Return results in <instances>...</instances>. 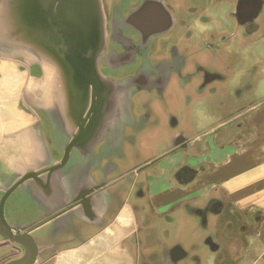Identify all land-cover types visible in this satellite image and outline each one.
<instances>
[{
  "label": "flooded vegetation",
  "instance_id": "obj_1",
  "mask_svg": "<svg viewBox=\"0 0 264 264\" xmlns=\"http://www.w3.org/2000/svg\"><path fill=\"white\" fill-rule=\"evenodd\" d=\"M17 1L12 0L9 7L14 12H24L25 20L19 21L25 22L27 26L36 24L43 28H61L67 23L65 16L68 15L69 7L65 0H42L37 5H34L32 0H27L25 4ZM193 1L101 0L105 47L96 58V68L92 66V60H87L88 57L79 62V67L75 69L59 68L58 74L55 73L54 89L50 95L52 105H47L46 108L34 103L31 93H24L27 104L25 109H39L45 120L51 123V130L55 126L52 121H57L63 128L66 127L73 142L75 137L89 136L93 145L92 153L88 156H70L69 151H66L60 157L62 163L46 171L45 182L42 183L43 191L46 194L52 191V183L57 180L55 171L62 179L72 178L76 185L83 184L87 174L90 186L82 187L78 192V188L74 189L72 200L61 205L56 211L25 218L13 210L16 202L33 199L29 189L23 185L25 180L19 179L8 184L0 191V264H7L28 255L34 246L38 249L34 264H52L51 257L48 260L45 258L64 246L72 247L77 243L81 226L77 219L73 218L71 210L79 203L89 205L92 201H99L103 198L102 194L107 192L114 203H117V206L111 209L113 216L117 215L128 196L129 184L133 185V198L145 196L146 171L162 163L171 162L179 150L184 152L185 159L176 169L175 176L183 181L190 178L192 169L187 163L189 157L186 154L190 144L183 133L172 134L165 153L158 156L155 155L157 152H139L138 137L146 134L151 126L155 128V125L158 126L167 119H170V122L175 121L176 115L172 111V105L180 101V94L189 101L193 94L204 92L207 88L216 93L218 85L226 80L224 67L218 57H215L216 50H213L223 46L221 38L226 39V36L219 35L220 28L219 31L212 30L209 17L199 11V8L203 10L205 4L200 5L202 2ZM221 1L211 0L208 5L219 7ZM231 2L233 7L230 15L236 24L235 31L241 32L243 39L249 41L264 24V0ZM87 9L90 10V16H93L89 20L92 25L96 23L95 10L92 7ZM199 13L202 14L200 19L208 28L210 37L215 39L211 42V38L203 37L204 43L207 40L206 45L213 50V56L203 57V52L194 49L196 46L193 44V34L197 30V34H201L195 27L199 22ZM77 23L81 24V21ZM93 43L94 39L91 40L90 51ZM42 45L49 51L48 38L45 37ZM64 47L58 39L56 49L59 52L52 55L65 58L64 60L71 59L70 53L61 52ZM86 55L89 53L84 52V56ZM25 57L17 55L21 60L26 59ZM30 61L20 66L31 73L35 69L45 74L41 63L32 59ZM9 68V65H5L3 71L11 76ZM166 131L164 135L170 136L167 128ZM52 133L56 135L54 129ZM69 159L81 162L76 166V176H69V172L63 169ZM86 160L89 161L87 165ZM83 161L85 162L82 164ZM57 183L61 185V182ZM60 188V193H63L64 187ZM215 206L217 205L213 206L214 210ZM191 207L187 202L182 205L184 209ZM211 209L213 208L209 206L193 208L202 222L206 221ZM66 210L70 213L69 218L65 220L62 216ZM239 217V220L245 221L242 215ZM2 220L9 226L7 230L1 226ZM49 222L53 223V231L56 234L51 246L42 242L45 226ZM106 225L107 223H101L102 228ZM242 227L248 229L246 223ZM138 232L142 238V228H138ZM64 233H68L66 241L61 240ZM148 234L151 236V232ZM206 243L213 251H220L221 244L214 235H208ZM182 247L175 245L161 251H150V247L144 245L139 251V264H179L190 256V252Z\"/></svg>",
  "mask_w": 264,
  "mask_h": 264
},
{
  "label": "crops",
  "instance_id": "obj_2",
  "mask_svg": "<svg viewBox=\"0 0 264 264\" xmlns=\"http://www.w3.org/2000/svg\"><path fill=\"white\" fill-rule=\"evenodd\" d=\"M3 60H9V63L14 61V64L19 65L16 62L18 60L16 54L0 56V62ZM5 65L11 66L8 63H4L3 66ZM19 69L23 71L24 74L21 75H24L27 84L24 89L22 84L21 89L17 90L14 106L8 101H3L2 93L7 91L3 90L4 88H11V85H7L8 82L15 80L7 73L0 78V191L15 180L24 179L23 185L29 189L33 199L16 202L13 210L20 217L29 218L39 213L56 211L61 205L72 200L75 195L74 189L78 188V192L82 187L90 186L87 174L85 177L87 182L76 185L72 178L62 179L56 171L54 174L57 175V180L53 181L49 194L43 191L42 183L45 182L46 171L61 164L60 157L66 151H69L70 156H88L92 153L93 145L89 136L75 137L73 142L66 127L63 128L57 121H52L55 126L51 130V123L45 120L39 109L35 107L25 109L24 106L27 104L24 93L28 91L33 96L28 82L31 81L33 87V80L40 75V71L34 69L31 73L21 66ZM44 70L45 74L42 76L47 75L46 68ZM42 88L49 105L54 85L51 88L50 83L46 82ZM41 107L46 108L47 105ZM253 107L255 106L251 108ZM256 108V113L248 119H225L220 122L218 125L221 126L237 120L234 128L225 130L214 139L208 136V142L200 139V135L186 138L190 144L186 154L191 155L187 163L192 169L187 181L175 176L176 169L185 159L184 152L179 150L171 162L162 163L146 171L145 196L133 198L131 196L133 185L129 184L128 196L117 215L113 216L111 212L117 203H114L107 192L102 194L101 200L92 201L89 205L79 203L71 210L73 218L77 219L81 226L77 243L72 247L64 246L45 259L51 257L52 264H139V251L142 246L147 245L150 251L157 249L155 241L159 242L156 236L160 232L158 229L161 225L160 219L170 216L185 202L194 209L206 206L214 209L213 206L217 205L218 212L223 213L227 210L226 205H222V208L219 205L226 200L235 213L243 214L244 219H247L244 215H249V211L253 210L254 213L249 216L254 215L255 224L247 225V230L251 231L250 228L257 226L255 228L257 235L264 237V107ZM53 129L56 135H53ZM237 134H244L240 136L245 137L243 138L245 146L242 145L243 139L236 141ZM201 140L199 152L200 146L195 150L193 144ZM164 153L165 149L155 155ZM196 154H200L199 158L194 156ZM199 159L206 163L204 167L202 166L205 163L201 166L197 161ZM85 163L87 165L89 161L86 160ZM78 164L81 162L69 159L63 169L69 172V176H76ZM57 181L61 182V185ZM62 186L64 190L60 193ZM176 193H182V196H176ZM68 213H70L68 210L63 213L62 217L65 220L69 218ZM155 218L159 220H153ZM101 223H107L106 227L102 228ZM52 224L49 222L45 226L42 235V242L47 246L53 245L56 235ZM138 228H142V233L140 232L142 238L139 236ZM148 232H151V236ZM64 234L61 240L66 241L68 233Z\"/></svg>",
  "mask_w": 264,
  "mask_h": 264
},
{
  "label": "rangeland",
  "instance_id": "obj_3",
  "mask_svg": "<svg viewBox=\"0 0 264 264\" xmlns=\"http://www.w3.org/2000/svg\"><path fill=\"white\" fill-rule=\"evenodd\" d=\"M193 2L200 5L205 4L203 10L196 4L194 5L209 17V26L212 30L219 31L218 28H220L219 35L226 36V39L221 38L223 46L220 49H213L216 50V56H214L218 57L220 64L224 67L226 80L218 85L216 93L207 88L204 92L193 94L189 101L180 94V101L172 105V111L176 115L178 123L176 120L170 122V119H167L165 123L161 122L162 124L155 125V128L151 126L146 134L139 136L138 149L142 154H151L166 149L175 132L183 133L186 138L200 135V139L208 142V136L214 139L225 130L235 127L237 120L226 122L221 126L218 125L220 122L225 119H248L256 113V107H264V24L252 36L251 40L246 41L241 32L235 31L236 24L230 15V10L233 7L231 0H222L219 7L208 5L211 0H194ZM200 14L197 15L199 22L195 27L201 31V34H197L198 30L193 34V44L196 46L194 49L197 48L201 53L203 52V57L213 56V50L206 45L207 40L204 43L203 37L211 38V42L215 39L210 37L208 28L200 19L202 15ZM0 56L8 55L0 54ZM25 58L16 61L19 65L14 64L12 60L13 63H9V60L0 62V78L5 75L4 63L11 64L8 72L11 73V78L15 81L8 82L7 85H11V88H4L3 90L7 91L2 93V97L3 101H8L13 106L17 90L21 89L22 84V89H24L27 84L24 75H21V73L24 74L23 71L19 69L21 64L26 65L31 60L30 57ZM43 74L40 72L41 76L38 75L37 78H34L33 87L32 82H28L34 101L40 106L48 105L42 85L49 82L52 88L53 80L56 79L55 71L52 68L46 71L47 75L42 76ZM50 101L49 105L51 106L52 96ZM252 106L255 107L251 108ZM173 122L177 124H173ZM166 128L169 130L170 136L164 135ZM240 135L244 136V134H237L236 141L245 138ZM201 143L202 140L195 142L194 149L198 150L197 148L200 146V152ZM242 145H246L245 139H243ZM188 153L191 154L189 151ZM194 156L199 158L200 154ZM197 161L201 166L205 163L201 159ZM205 165L206 163L202 167ZM181 194L176 193V196H182ZM222 205H226L227 210L219 213V207L215 206V210L208 211L205 222L200 220L192 207L190 209L179 207L170 216L160 219L161 225L158 227L160 232L156 236L159 242L155 241L156 248L161 251L163 248H172L175 245L183 246V250L189 251L190 256L179 264H264V237L257 235L258 232L255 229L257 226L250 228L251 231H245L242 227L245 223L247 225L255 224L254 215L249 216L254 211L251 210L249 215H244L247 219L243 222L239 220L240 215L234 212L233 207L228 206L226 200L219 205L220 208ZM208 235H214L217 238L222 247L220 251H213L212 247L207 245Z\"/></svg>",
  "mask_w": 264,
  "mask_h": 264
},
{
  "label": "water",
  "instance_id": "obj_4",
  "mask_svg": "<svg viewBox=\"0 0 264 264\" xmlns=\"http://www.w3.org/2000/svg\"><path fill=\"white\" fill-rule=\"evenodd\" d=\"M11 2L12 0H0V54H21L24 57H30L32 60L41 63L46 70L52 68L57 74L58 69L62 67L68 69L79 67V62H83L86 59L85 57H88L87 60H92L94 63L92 66L96 68V58L105 47L103 40L104 24H102L103 18L101 17V0H65L69 9L67 10L68 15L65 16L67 23L61 28H43L36 26V24L27 26L25 22H22V24L19 20H25V14L19 10L16 12L11 10L9 7ZM26 2L27 0H20V3L25 4ZM32 2L34 5H37L42 0H32ZM90 7L95 10L96 14L94 16L96 23L92 25L89 24V20L93 16H90V10L87 9ZM21 13H23L22 18ZM76 21H81V24ZM45 37L49 39V51L44 49L42 45ZM58 39L65 46L61 52L66 51L70 53L71 59L64 60L65 58L61 59L58 56L52 55V53L59 52L56 49ZM92 39H94V43L92 51H90ZM84 52H88L89 55L84 56ZM2 212L3 203L1 214ZM1 226L5 230L9 227L3 220ZM37 250L34 246L31 253H27L28 255L12 260L7 264H34L37 258Z\"/></svg>",
  "mask_w": 264,
  "mask_h": 264
},
{
  "label": "trees",
  "instance_id": "obj_5",
  "mask_svg": "<svg viewBox=\"0 0 264 264\" xmlns=\"http://www.w3.org/2000/svg\"><path fill=\"white\" fill-rule=\"evenodd\" d=\"M210 208H212V207H210ZM212 210V209H211Z\"/></svg>",
  "mask_w": 264,
  "mask_h": 264
}]
</instances>
